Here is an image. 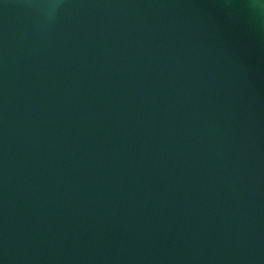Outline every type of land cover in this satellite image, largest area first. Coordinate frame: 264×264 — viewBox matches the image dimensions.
Segmentation results:
<instances>
[{"label":"water","instance_id":"1","mask_svg":"<svg viewBox=\"0 0 264 264\" xmlns=\"http://www.w3.org/2000/svg\"><path fill=\"white\" fill-rule=\"evenodd\" d=\"M0 264H264V0H0Z\"/></svg>","mask_w":264,"mask_h":264}]
</instances>
